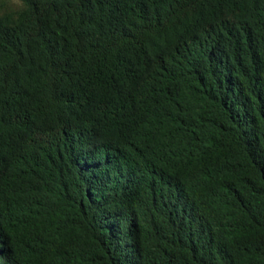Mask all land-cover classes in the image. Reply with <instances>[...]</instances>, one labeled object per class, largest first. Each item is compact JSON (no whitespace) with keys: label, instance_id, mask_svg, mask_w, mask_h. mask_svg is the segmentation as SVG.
<instances>
[{"label":"trees","instance_id":"16d2710c","mask_svg":"<svg viewBox=\"0 0 264 264\" xmlns=\"http://www.w3.org/2000/svg\"><path fill=\"white\" fill-rule=\"evenodd\" d=\"M0 264H264V0H0Z\"/></svg>","mask_w":264,"mask_h":264}]
</instances>
